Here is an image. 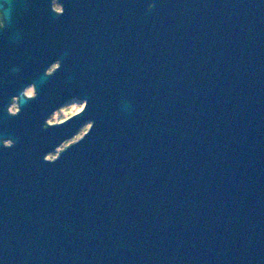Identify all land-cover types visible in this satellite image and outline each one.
I'll return each mask as SVG.
<instances>
[{
	"label": "water",
	"instance_id": "obj_1",
	"mask_svg": "<svg viewBox=\"0 0 264 264\" xmlns=\"http://www.w3.org/2000/svg\"><path fill=\"white\" fill-rule=\"evenodd\" d=\"M75 4L76 55L0 107V264H264V0Z\"/></svg>",
	"mask_w": 264,
	"mask_h": 264
},
{
	"label": "flooded vegetation",
	"instance_id": "obj_2",
	"mask_svg": "<svg viewBox=\"0 0 264 264\" xmlns=\"http://www.w3.org/2000/svg\"><path fill=\"white\" fill-rule=\"evenodd\" d=\"M25 1L19 18L10 22L11 27L6 31L7 22L0 12V35L4 32L0 37V107H6L8 116L20 112L22 97L28 102L40 97L38 89L42 90L53 82L52 76L61 65L60 57L76 55L75 43L69 41V34L74 31L73 24L77 22L76 0ZM52 26H58L57 39L48 37L49 31H53ZM48 58H52L49 63ZM73 105L80 106V109L63 117L60 112ZM85 105L78 97H72L49 114L46 127L68 121L83 111ZM90 127L91 122H86L72 138L47 154L46 159L57 158L61 151L82 138ZM5 144L10 145L11 142L7 140Z\"/></svg>",
	"mask_w": 264,
	"mask_h": 264
},
{
	"label": "rangeland",
	"instance_id": "obj_3",
	"mask_svg": "<svg viewBox=\"0 0 264 264\" xmlns=\"http://www.w3.org/2000/svg\"><path fill=\"white\" fill-rule=\"evenodd\" d=\"M80 109V106L73 105L70 108L64 109V111L60 112L63 117H66L69 115V113H73L75 111H78ZM57 117H61L60 115H57Z\"/></svg>",
	"mask_w": 264,
	"mask_h": 264
}]
</instances>
